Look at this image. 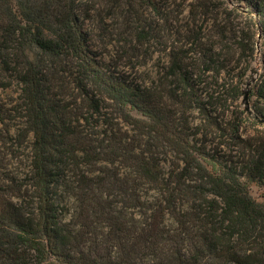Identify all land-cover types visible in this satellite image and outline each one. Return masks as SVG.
Returning a JSON list of instances; mask_svg holds the SVG:
<instances>
[{
  "label": "trees",
  "instance_id": "1",
  "mask_svg": "<svg viewBox=\"0 0 264 264\" xmlns=\"http://www.w3.org/2000/svg\"><path fill=\"white\" fill-rule=\"evenodd\" d=\"M254 9L264 24V0ZM186 54H171L173 87H146L98 65L78 0H0V91L19 101L0 97V264H264V202L247 188L264 187V142L241 161L216 154L221 143L208 153L227 126L243 141L241 119L217 112V80L200 101ZM164 91L200 124L166 111ZM16 111L31 135L21 175L5 160Z\"/></svg>",
  "mask_w": 264,
  "mask_h": 264
},
{
  "label": "rangeland",
  "instance_id": "2",
  "mask_svg": "<svg viewBox=\"0 0 264 264\" xmlns=\"http://www.w3.org/2000/svg\"><path fill=\"white\" fill-rule=\"evenodd\" d=\"M254 3L255 0H78V12L98 65L127 81L150 88L161 83L157 89L161 91L162 83L173 87L176 78L167 74L171 54L186 50L184 63L194 74L190 81L200 101L211 93L209 82L225 84L224 88L214 86L220 98L226 97L225 101L216 102L222 108L217 112H224V119L231 123L241 119L238 132L243 141L233 142L229 126L223 137H204L203 124L197 126L199 133L194 139L198 146L204 139L213 138L209 146L202 144L208 153L215 143H221V151L216 148L214 152L235 162L243 160L240 150L245 156L252 155V151L256 152L253 148L264 142V122H258L259 118L264 119V101L256 94L264 65V24L257 22ZM234 85H238L242 95L231 100L230 87ZM15 95L17 106V88L16 94L14 88L0 91L3 100L10 101ZM161 97L166 111H174L177 120L187 117L192 126L200 124L196 108L179 114L180 105L166 98L165 91ZM15 123V153L5 160L10 170L21 175L29 163L31 135L22 142L23 124L17 111ZM164 153L161 157H166L163 165L167 169L171 154L168 150ZM247 188L255 201L264 202L261 181L250 182Z\"/></svg>",
  "mask_w": 264,
  "mask_h": 264
},
{
  "label": "water",
  "instance_id": "3",
  "mask_svg": "<svg viewBox=\"0 0 264 264\" xmlns=\"http://www.w3.org/2000/svg\"><path fill=\"white\" fill-rule=\"evenodd\" d=\"M246 94H247V93L244 94V98H246ZM247 109H248V108L246 107V110H247ZM262 122H264V120H262Z\"/></svg>",
  "mask_w": 264,
  "mask_h": 264
}]
</instances>
